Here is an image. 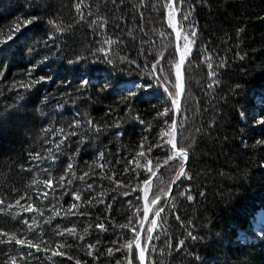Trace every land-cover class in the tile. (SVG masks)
Listing matches in <instances>:
<instances>
[{
  "label": "trees",
  "instance_id": "obj_1",
  "mask_svg": "<svg viewBox=\"0 0 264 264\" xmlns=\"http://www.w3.org/2000/svg\"><path fill=\"white\" fill-rule=\"evenodd\" d=\"M192 3L196 7L184 21L182 13ZM166 4L167 0H0V38H6L17 24L26 34L10 54L0 55V63L6 64L0 78V199L5 201L0 208L27 192L33 206L44 209L43 217L18 207L0 213V229L35 240L40 228L34 226L28 233L23 221L31 224L36 216L49 246L56 242L73 245L61 249L67 256L86 264H127L129 250L122 245L136 235L133 228L141 234L146 200L143 180L150 175L138 166L147 162L138 153L143 150L152 159L156 172L165 166L169 146L154 147L151 153L147 148L166 141L163 133L175 118L176 107L164 86L178 100L180 95L175 88L178 56ZM176 5L180 28L190 35L191 23L197 32L185 59L186 94L177 139L178 146L189 150L186 171L192 179L180 177L171 196H164L160 189L167 191L182 161L164 167L154 181L152 177L144 248L154 212L164 211L151 232L147 264H264V239L248 234L242 240L239 234L248 223V213L253 226L264 222V144L257 143L264 141V125L253 123L254 116L264 114L260 99L264 96V0H185L183 5L176 0ZM32 16L38 19L25 25L24 20ZM49 20L65 31H56ZM237 29H242L239 35ZM208 55L211 61L205 59ZM78 56L84 59L68 63ZM221 59L225 66L217 67ZM32 64L37 67L29 77L26 73ZM152 71L161 79H153ZM210 71L216 75H209ZM40 75H50L52 80L31 89L21 86L20 82L26 84ZM82 78L89 80L87 86L80 83ZM128 80L150 81L156 91L145 95L152 91L145 89L136 97L111 89L101 91L106 82L115 85ZM164 107L169 112L157 116ZM89 119L93 125L86 123ZM76 120L81 122L79 127L73 124ZM50 123L78 135L62 145L58 160L41 162L30 154L45 156L44 149L52 147L45 141L60 138L45 133ZM69 124H73L71 129ZM97 124L102 126L99 134L91 130ZM142 137L147 138L143 149ZM68 162L76 171V177H68L73 180L71 185L66 178L65 188L52 192L31 183L33 178H48L42 169L58 177ZM157 162L159 169H155ZM84 172L88 175L80 180ZM45 190L49 191L46 199L36 195ZM73 190L82 194L80 201L70 195ZM188 194L194 199L187 200ZM154 195H161L155 205L151 203ZM72 202L78 209L71 211L78 214L65 216ZM53 206L61 214L45 223ZM97 223H103L106 231L96 228ZM73 225L80 235L88 228L84 241L56 235ZM189 231L203 240H191ZM0 240L7 237L0 236ZM180 240L185 244L177 247ZM87 243L95 245L92 256L86 255ZM108 248L113 249L111 254ZM21 251H31L33 256H21ZM138 254L134 246L133 264H139ZM193 254L200 260L195 261ZM13 256L17 264H75L67 256L36 252L15 242L0 243V264H10Z\"/></svg>",
  "mask_w": 264,
  "mask_h": 264
},
{
  "label": "snow or ice",
  "instance_id": "obj_2",
  "mask_svg": "<svg viewBox=\"0 0 264 264\" xmlns=\"http://www.w3.org/2000/svg\"><path fill=\"white\" fill-rule=\"evenodd\" d=\"M203 2L206 3L207 0H203ZM179 3H180V5H183L185 3V0H179ZM174 4H175V0H167L166 7L168 8V23L173 28H176L175 12L178 11L179 9L177 7H175ZM195 7H196L195 3L189 4L188 9L182 13V19L184 21H188L189 15L191 14L192 11H194ZM75 8L79 12L81 9L80 3H77L75 5ZM89 15H91V13H89ZM37 19H38V17L32 16L31 18L24 20V24L25 25L31 24L33 21H35ZM81 19H83V15H81ZM48 23L54 25L56 31H59V32L65 31V29L63 27H61L59 24H57L54 20H49ZM100 27L103 28L104 24H101ZM188 27L192 30L190 32V35L185 34L183 36V40H184L183 48L181 49L180 45L177 44L176 49H175L176 51L180 52L179 60L174 65L176 80H177V83L175 84V88L179 89L180 93L183 92L181 67L184 64L186 57L190 54L192 45L195 44V39H193V38H195L197 35V32L194 30L195 26L193 24L190 23L188 25ZM20 28H21V25L17 24L11 30V32H9V34L7 35L6 38H0V55L10 54L13 51L14 46H16L17 41L25 37L26 34L24 32H21ZM241 31H242V29H237V34L239 35V33ZM17 33H19V35H17ZM161 35H163V33H161ZM176 39L177 40L180 39V32L179 31H177V33H176ZM106 43L110 44L111 41H106ZM99 51H105V49H99ZM237 55H239V53H237ZM240 58L243 59L242 56ZM83 59H84L83 57L78 56L75 61L69 60L68 63L69 64L77 63ZM205 59L207 61H211V55L206 56ZM109 62H111V61H109ZM207 66L209 69L213 68V65L211 62H209ZM222 66H225V62L223 59L220 60L217 67H222ZM36 67H37L36 64H32L30 69L28 70V72L26 74L29 77H31L32 72L34 71V69ZM152 67H153V69H155L156 65H153ZM5 69H6V64L0 63V78H2L3 72ZM161 71H163V69H161ZM149 75L153 79H158V80L161 79L160 77L156 76L154 71L150 72ZM209 75L215 76L216 72L210 71ZM51 80H52V77L50 75H40L36 79H30L28 81V83H26V84H24L23 82H20V84L22 87H24L26 89H31L34 84H39L41 82L51 81ZM68 83H70V82H68ZM80 83L84 86H87L89 84V80L82 78ZM214 83H215V81H214ZM13 86H15V83ZM209 87H212V85L209 84ZM236 88L239 89L240 85H237ZM107 89H111L112 91L118 92V93H126L127 97L139 96L142 92H145V89H151L152 90L151 93H145V95L154 94L156 91L155 89H153V86L150 83V81L137 82L136 80L120 81V82H117L115 85L106 82L102 85L101 91H104ZM164 92L167 93V95L172 98L171 102L176 107V109L178 110L179 109V100L177 98V95L174 94L172 91H169L167 86H164ZM260 99H261V102H264V96H262ZM145 102H148V101H145ZM153 107H155V105H153ZM168 112H169V108L164 107L163 112L157 111V116L166 115ZM240 115L243 117L245 115V112L242 110L240 112ZM140 122L143 123V121H140ZM80 123L81 122L79 120H76L73 122V124L77 127L80 126ZM86 123L88 125H93V121L91 119L87 120ZM165 123H167V121H165ZM253 123L256 125H264V114H259V115L254 116ZM73 124H69L68 128L71 129L73 127ZM116 127L119 128V124H116ZM91 130L94 131L96 134H99L100 131L102 130V126L99 124L94 125ZM44 131L46 134L50 135L51 137H54V138L60 137V138L45 141V143H50L52 145V147L44 149V152L46 153L45 156H42L40 152L30 154V155H32L33 159L40 160L41 162H43L44 160H50L53 162L58 160L59 159L58 154L63 152L62 145H65V142L68 141L71 137L78 135V133L76 131H70V130L66 131L65 128L54 127L51 123ZM117 134L123 135L124 133L119 132ZM176 134H177V123L175 120H172L171 125L168 128V130L163 133V136L167 137L166 141H164L163 144H160V143L149 144V146L147 148V152L151 153L154 147L159 148V147H163L164 144H166L167 146H169V154L166 155V158L163 160V163L168 164L169 161H176V160L182 161L180 163L179 168L176 170V172L174 174V179L168 185L167 191H165V189H163V188L160 189V192L164 196L171 195V191H172L171 186H172V184L175 183L176 180H179L180 177L185 176L188 180L192 179L191 175L187 174V171L185 168V164L189 159V150L187 147L178 146ZM81 139H83L82 135H81ZM146 139H147L146 137H142V143L140 144L141 149L144 148L143 141H146ZM257 143L264 144V141H258ZM101 156H103V154H101ZM138 156H143L144 159L147 161L146 164H144V165L138 164V166L144 168L146 170V172L150 174L148 177H146L143 180V184L145 185V193L144 194H145V199L147 201L148 186L151 183L152 177L156 176L157 173L154 170V168L151 166L152 165V159H150L147 155H145V152L143 150L138 153ZM100 167H103V165H100ZM160 167H161V164L159 162H157L155 165V169H159ZM29 170H31V169H29ZM89 170H91V169H89ZM125 170H127V169H125ZM41 171L47 172L48 178H45L43 180H38L36 178H33L31 183L36 184L38 186L42 184L45 187V189L51 190L52 192H55L56 188H61V189L65 188L64 181L66 180V178H67V184L71 185L73 183V180L71 178H68V177H76V171L74 170V166H73L72 162H68L66 164L62 174H60L58 177H55V178H52L51 172L48 171V169H42ZM87 175H88V172H84V174L82 176H80L79 179L83 180L84 177ZM54 183H55V187H54ZM87 187L89 189H91L92 185L88 184ZM47 190H45L43 192L37 191L36 195L41 196L42 198L46 199L49 196V191H47ZM13 191H16V189H13ZM70 195L74 198V201H80L81 200L82 194L79 191L73 190L70 192ZM100 195H103V193H101ZM180 195H185V193H180ZM200 195H203V193H200ZM186 198L189 201L194 199V197L191 194H188L186 196ZM22 200H24L25 203L22 204L21 203ZM31 200H32V197L27 192H25L22 195H20L18 199H15L13 203L7 204L6 208H0V213H6L7 210L18 207L21 212H29V213L34 212L38 216L43 217L44 216V209L34 207ZM160 200H161V195H154V198L152 199L151 203L153 205H155ZM88 202L91 203V201H88ZM4 203H5V201L3 199H0V205H3ZM72 209H78L77 203L72 202L69 205V208L64 210V215L65 216L77 215L78 213L71 211ZM150 210L151 209H150L148 203L146 202L144 205V209H143L144 218H147V214L149 213ZM163 211H164L163 208H158L154 212L155 218H153L151 220V228L148 230L149 235L147 236V241L149 243L153 239L151 232L157 227V219L156 218H159ZM60 214H61L60 210L56 209L55 206H53L52 214L46 218L45 223H50L53 216H59ZM79 215H84V213L81 212V213H79ZM247 215L249 216L248 223L246 224V226L243 230H240V233H239L240 238L242 240L247 239L248 234H252V235L258 236L260 239H264V222H261L258 225L253 226L251 214L248 213ZM176 219L179 220L180 217L176 216ZM23 223L25 225H27L26 231L28 233H32L34 231V226L40 228L38 236L35 240L34 239H28L27 237L22 238L21 236H18L16 232L10 233V232L4 231L3 229H0V236L7 237V240H0V243L12 244L13 242H15V244H18V245H26L27 249H29V250L35 249L36 252H40V251H43L45 253L51 252L52 256H60V257L67 256V252H65L61 249L65 248V247L71 248L73 246L72 244H64L61 242H56L54 247L49 246L44 240L45 232L43 231V228L38 223L36 216L32 217V223L31 224H29L28 220H24ZM127 226L128 225H122L121 227H127ZM57 227H59V225H57ZM89 227H91V225H89ZM95 227L98 229L106 231L105 225L103 223H97L95 225ZM132 231L134 233H136V235L133 237L132 240H128L124 245H122V247L129 250L125 256V259H127V264H133L130 253L133 250V247L135 246V248L139 250V254H138L139 264H145L146 249L141 247L140 234L137 232V230L135 228H133ZM83 233H84L83 235L78 234L76 226L73 225L71 227H65L61 232H57L56 235L63 236L64 234H68L69 236L77 237L78 240H80V241H84L85 235L88 234V228L87 227L83 229ZM188 237L194 241L198 240V239L203 240V237L193 235L191 231L188 232ZM97 243H99L98 240H97ZM184 244H185V241L180 240L178 242L177 247H182V246H184ZM94 247H95L94 244L87 243L86 248L89 251L86 252V255L92 256L93 252L91 250ZM116 251H120V248H117ZM107 252L109 254H111L113 252V249L108 248ZM20 255L21 256H33V253L31 251H27L26 253L24 251H21ZM67 258L69 260L75 259V264H86V262L81 261L80 259L74 258L72 256H67ZM193 258L195 261L200 260V257L196 254H193ZM49 259H51V257H49ZM10 264H17V259L15 256L10 258ZM116 264H119V261H117Z\"/></svg>",
  "mask_w": 264,
  "mask_h": 264
},
{
  "label": "water",
  "instance_id": "obj_3",
  "mask_svg": "<svg viewBox=\"0 0 264 264\" xmlns=\"http://www.w3.org/2000/svg\"><path fill=\"white\" fill-rule=\"evenodd\" d=\"M174 6L176 7V0H175V4ZM175 22H176V28H172V31L174 32V37H175V46L177 44L180 45V39L177 40L176 39V33L177 31H179V12L176 11L175 12ZM181 47V46H180ZM177 52V55H178V60H179V56H180V52L179 51H176ZM181 74H182V84H183V92L180 94V97H179V109L177 110L176 109V113H175V118L174 120L176 121L177 123V128H178V122H179V119H180V115H181V111H182V106H183V101L185 99V93H186V81H185V74H184V64L182 65L181 67ZM173 161H169L168 164H165V166H163L162 168H160V170H158L156 173V176L160 173V171L164 168V167H167L169 166ZM187 167V162L185 164V168ZM156 176L153 177V180L156 178ZM177 181V180H176ZM175 181V183H176ZM175 183L172 185V191H171V194L173 192V189H174V186H175ZM171 196V195H170ZM146 203V200L144 202V204ZM157 219V225H158V219L159 218H156ZM146 221H147V218H144V221H143V225H142V230H141V234H140V238L143 234V231H144V228H145V225H146ZM157 228V227H156ZM156 228L153 230V233L155 232ZM152 233V235H153ZM149 247H150V243L147 244L146 246V253H145V264H147V259H148V253H149Z\"/></svg>",
  "mask_w": 264,
  "mask_h": 264
},
{
  "label": "rangeland",
  "instance_id": "obj_4",
  "mask_svg": "<svg viewBox=\"0 0 264 264\" xmlns=\"http://www.w3.org/2000/svg\"><path fill=\"white\" fill-rule=\"evenodd\" d=\"M177 7V5H176ZM179 12V11H178ZM167 16H168V10H167ZM170 28L172 30V26L170 25ZM179 32H180V46H181V49L183 48V45H184V40H183V36L186 34L181 28H180V25H179ZM173 35H174V32L172 31ZM178 56V55H177ZM184 74H185V62H184ZM185 81H186V76H185ZM181 94V93H180ZM186 94V93H185ZM180 97V95H179ZM185 100V99H184ZM183 104H184V101H183ZM183 108V106H182ZM176 139H178V128H177V134H176ZM173 185V184H172ZM172 187V186H171ZM148 215H150V211L149 213L147 214V220H148ZM147 222V221H146ZM145 229H146V225H145V228H144V231H143V235H144V232H145ZM141 247L144 248V243H143V239L141 238ZM139 252V250H138Z\"/></svg>",
  "mask_w": 264,
  "mask_h": 264
}]
</instances>
